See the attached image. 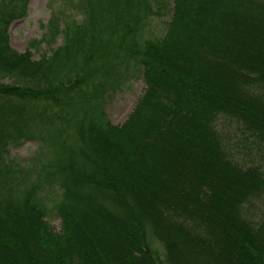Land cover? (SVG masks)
Returning a JSON list of instances; mask_svg holds the SVG:
<instances>
[{"label": "trees", "instance_id": "obj_1", "mask_svg": "<svg viewBox=\"0 0 264 264\" xmlns=\"http://www.w3.org/2000/svg\"><path fill=\"white\" fill-rule=\"evenodd\" d=\"M29 1L0 0V264H264V0H173L160 39L143 30L165 0H66L38 60L9 43ZM130 64L145 90L114 127ZM36 120L59 144V233L7 158Z\"/></svg>", "mask_w": 264, "mask_h": 264}, {"label": "rangeland", "instance_id": "obj_2", "mask_svg": "<svg viewBox=\"0 0 264 264\" xmlns=\"http://www.w3.org/2000/svg\"><path fill=\"white\" fill-rule=\"evenodd\" d=\"M165 1L167 8L164 15L159 18H152L146 25L143 30L144 39L152 37L160 39L165 34L172 14L173 0ZM69 5L72 6L71 3ZM65 9L70 10L69 7H66V0H30L26 15L13 22L8 28L11 48L20 53L29 50L34 60H38L43 54L49 55L52 49L61 45V37L57 36L51 44L42 42L41 37L46 32L51 16ZM71 12L78 13L75 10H71ZM75 17L76 19L81 18L79 15ZM144 90L142 71L139 68L135 69L130 64L126 76L119 80L118 85L114 88H107L105 92L103 120L111 126H121L142 97ZM30 128L28 135L32 139L20 140V143L17 144L11 141L7 147V158L29 171L25 175L26 178L21 181V187H18L19 193H32V200L36 199L35 202L44 209L45 224L53 232L59 233L62 226L58 215H56V206L62 201L61 191L57 186L46 183L48 179H44L45 174L48 173L44 170L49 167L48 163L53 161L52 148H57L59 144L54 135H51L48 124L44 121L36 120ZM233 129L232 127L231 130ZM14 135L20 137L18 131L14 132ZM19 193L15 192L12 197L19 198ZM27 197L31 198L28 194ZM258 207L257 205L251 206L247 210L250 217L254 218L262 211L258 210ZM154 247L162 258L160 245L155 243Z\"/></svg>", "mask_w": 264, "mask_h": 264}]
</instances>
